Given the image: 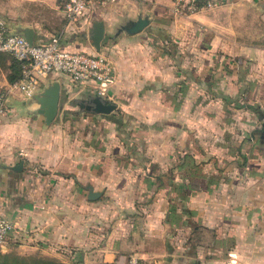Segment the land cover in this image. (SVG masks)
<instances>
[{
    "label": "crops",
    "instance_id": "0c3cea01",
    "mask_svg": "<svg viewBox=\"0 0 264 264\" xmlns=\"http://www.w3.org/2000/svg\"><path fill=\"white\" fill-rule=\"evenodd\" d=\"M170 6L89 5L64 30L65 46L111 60L114 77L101 95L47 74L36 92L59 85L48 124L36 103L8 99L0 115V215L13 229L1 248L69 264H124L129 255L154 264H264V147L257 146L264 139L254 143L252 128L231 116L229 63L213 55L220 46H247L237 30L251 13L264 19V0H218L187 17ZM138 16L149 20L139 32L115 33ZM0 18L10 30L32 29L33 43L63 26L57 0H2ZM96 20L98 50L85 38ZM12 62L0 52V89L16 76ZM77 96L115 107L99 114L66 105ZM18 162L21 169L11 170ZM89 188L99 192L95 199L86 197Z\"/></svg>",
    "mask_w": 264,
    "mask_h": 264
},
{
    "label": "built area",
    "instance_id": "2783aa9c",
    "mask_svg": "<svg viewBox=\"0 0 264 264\" xmlns=\"http://www.w3.org/2000/svg\"><path fill=\"white\" fill-rule=\"evenodd\" d=\"M113 1L115 0H63L60 5L62 28L41 43L28 44L0 18V52L9 54L19 65L18 78L0 89V115L5 113L9 98L26 101L37 91L41 80L52 72L65 76L71 84L90 86L97 96L102 94L103 85L114 77L111 60L105 54L67 47L61 38L67 27H75L89 5H102ZM217 4L218 0H171L170 12L176 17H187ZM12 229L13 224L0 215V248ZM124 264L154 263L129 255ZM218 264L235 263L224 261Z\"/></svg>",
    "mask_w": 264,
    "mask_h": 264
},
{
    "label": "rangeland",
    "instance_id": "374dc122",
    "mask_svg": "<svg viewBox=\"0 0 264 264\" xmlns=\"http://www.w3.org/2000/svg\"><path fill=\"white\" fill-rule=\"evenodd\" d=\"M57 1L60 5L63 2V0ZM2 18L7 21V18ZM245 21L244 23L240 20L242 23H240L241 28L237 30V38L240 43L247 46H220V49L213 51V55L215 58H222V60L224 59L229 63V67L226 66L223 71L229 76L232 86H234L232 87L234 90L233 97H230L229 100L230 110L233 114L231 116L235 117L236 120L240 119V122L246 128H252L248 130H251L254 135V143H258L259 138L256 133H253V130L260 129L259 120L264 116V19H260L254 13H251V18ZM85 38L88 40L87 36ZM209 72L212 77H220V75L215 76L216 71L210 70ZM83 100V97L77 96L72 99V104H68L67 101L66 105H70L77 110V102ZM257 146L264 147V141L263 144ZM0 255L4 256V258H0V264H35L31 259L36 257L52 259L60 262V264H69L67 259L21 255L14 250H8V247L0 248ZM15 255L23 259H15ZM76 264L80 263L76 262Z\"/></svg>",
    "mask_w": 264,
    "mask_h": 264
},
{
    "label": "water",
    "instance_id": "95a60500",
    "mask_svg": "<svg viewBox=\"0 0 264 264\" xmlns=\"http://www.w3.org/2000/svg\"><path fill=\"white\" fill-rule=\"evenodd\" d=\"M149 20L146 17H136L134 20H129L116 27L115 33L123 32L125 34H134L139 32L143 27L148 24ZM13 32L20 34L28 44L33 42V31L28 27L12 29ZM103 37V23L101 20L93 21L90 24L87 38L90 41L91 46L95 49H99V43ZM26 101H32L37 104L35 113L40 114L43 117V123L48 124L55 116L58 101H59V85L56 81L51 82L42 90L35 92ZM114 104L105 101L97 96L86 99L85 109L92 113L108 114L114 109ZM11 170L19 171L21 169V162L10 166ZM99 195V192L88 189L87 198L89 200L95 199Z\"/></svg>",
    "mask_w": 264,
    "mask_h": 264
},
{
    "label": "trees",
    "instance_id": "16d2710c",
    "mask_svg": "<svg viewBox=\"0 0 264 264\" xmlns=\"http://www.w3.org/2000/svg\"><path fill=\"white\" fill-rule=\"evenodd\" d=\"M12 60L14 62V63L13 62L12 63L14 64L15 69L17 70V73H16V76H8L7 80H8L9 83L14 82L18 78V75H19V67H18L19 65H18V62L15 59H13V58H12ZM12 63L10 64V66H13ZM228 108L231 109L230 106H228ZM259 121H260V124H261V121H262L261 118H260ZM253 133H256L257 134L259 140H263L264 139V135L262 134V131L260 129L259 130H253ZM259 144H263V142H260ZM261 147H263V146H261ZM0 258H4V256L3 255H0ZM16 258L19 259V260H22L23 259V258H20V256H16L15 255V259ZM31 260L35 264H60V262H56L55 260H52V259H44V258H38V257H36L34 259H31Z\"/></svg>",
    "mask_w": 264,
    "mask_h": 264
},
{
    "label": "flooded vegetation",
    "instance_id": "af4514ba",
    "mask_svg": "<svg viewBox=\"0 0 264 264\" xmlns=\"http://www.w3.org/2000/svg\"><path fill=\"white\" fill-rule=\"evenodd\" d=\"M86 99H88V98H86ZM86 99H84L83 101L77 102V105H78L79 108H81L83 110H86L85 109V107H86ZM86 111L91 112L90 109H88ZM261 120L262 121H261V124H260L261 125L260 130L262 131V134L264 135V116H263V118L261 117Z\"/></svg>",
    "mask_w": 264,
    "mask_h": 264
}]
</instances>
